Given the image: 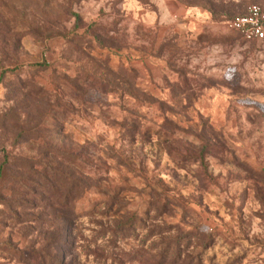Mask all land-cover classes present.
I'll return each instance as SVG.
<instances>
[{
    "label": "rangeland",
    "instance_id": "rangeland-1",
    "mask_svg": "<svg viewBox=\"0 0 264 264\" xmlns=\"http://www.w3.org/2000/svg\"><path fill=\"white\" fill-rule=\"evenodd\" d=\"M162 1L0 0V264H264V0Z\"/></svg>",
    "mask_w": 264,
    "mask_h": 264
},
{
    "label": "built area",
    "instance_id": "built-area-1",
    "mask_svg": "<svg viewBox=\"0 0 264 264\" xmlns=\"http://www.w3.org/2000/svg\"><path fill=\"white\" fill-rule=\"evenodd\" d=\"M229 25L245 42L264 44V6L250 5L245 14L236 16Z\"/></svg>",
    "mask_w": 264,
    "mask_h": 264
},
{
    "label": "trees",
    "instance_id": "trees-1",
    "mask_svg": "<svg viewBox=\"0 0 264 264\" xmlns=\"http://www.w3.org/2000/svg\"><path fill=\"white\" fill-rule=\"evenodd\" d=\"M208 4H209V3H208ZM246 11H247V10H245V11L242 12V13L237 14L236 16H238V15H242V14H245ZM236 16H234L232 19H234ZM232 19H231V20H232ZM162 256L165 257L164 255H162ZM178 258H179V255H178V257H177L176 259H173V260H172V263L175 264ZM157 264H163V261L160 260V261L157 262Z\"/></svg>",
    "mask_w": 264,
    "mask_h": 264
},
{
    "label": "crops",
    "instance_id": "crops-1",
    "mask_svg": "<svg viewBox=\"0 0 264 264\" xmlns=\"http://www.w3.org/2000/svg\"><path fill=\"white\" fill-rule=\"evenodd\" d=\"M163 2V7H164V5H165V8H166V6H175V1L174 0H163L162 1Z\"/></svg>",
    "mask_w": 264,
    "mask_h": 264
}]
</instances>
